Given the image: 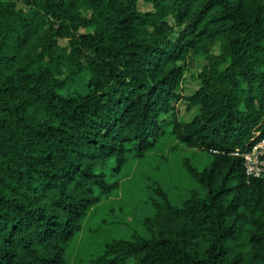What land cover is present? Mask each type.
Returning a JSON list of instances; mask_svg holds the SVG:
<instances>
[{
    "label": "trees",
    "instance_id": "16d2710c",
    "mask_svg": "<svg viewBox=\"0 0 264 264\" xmlns=\"http://www.w3.org/2000/svg\"><path fill=\"white\" fill-rule=\"evenodd\" d=\"M263 136L264 0H0V264H264ZM165 143L189 186L127 196Z\"/></svg>",
    "mask_w": 264,
    "mask_h": 264
},
{
    "label": "rangeland",
    "instance_id": "374dc122",
    "mask_svg": "<svg viewBox=\"0 0 264 264\" xmlns=\"http://www.w3.org/2000/svg\"><path fill=\"white\" fill-rule=\"evenodd\" d=\"M139 8L146 9L148 6L140 4ZM194 86L195 82L192 79L191 70H187L184 73L183 80L181 81L182 92H188ZM176 108L178 114L185 116V118L190 116L193 112L191 109L189 111L185 110V104L183 102L177 103ZM189 155L188 150L183 146L177 145L174 149H171L170 145L165 143L160 148L158 147L151 150L142 162L134 163L132 164L133 166L127 165L122 172L123 180L126 182L125 189L128 193L127 196L132 192V196L140 194L142 186L145 184L144 179L139 176V174L143 171L145 175L147 174L150 175L149 177L151 178L161 180V183L167 190L171 201L175 203L177 201L176 195H181L186 186H189L190 184L182 170L181 165L182 158H189ZM196 160H198L199 163H202L203 156L199 153H195L190 156L191 163L196 164ZM156 168H159V170L155 171ZM121 195H118L115 199L128 205V202H125V200L128 199Z\"/></svg>",
    "mask_w": 264,
    "mask_h": 264
},
{
    "label": "built area",
    "instance_id": "2783aa9c",
    "mask_svg": "<svg viewBox=\"0 0 264 264\" xmlns=\"http://www.w3.org/2000/svg\"><path fill=\"white\" fill-rule=\"evenodd\" d=\"M233 154L241 157L247 178L264 176V136L254 142L249 150Z\"/></svg>",
    "mask_w": 264,
    "mask_h": 264
}]
</instances>
